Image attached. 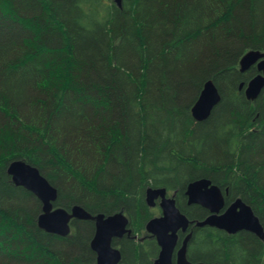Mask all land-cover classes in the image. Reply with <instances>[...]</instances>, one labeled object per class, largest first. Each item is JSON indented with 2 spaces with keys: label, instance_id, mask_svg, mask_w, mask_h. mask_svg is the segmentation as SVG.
<instances>
[{
  "label": "trees",
  "instance_id": "16d2710c",
  "mask_svg": "<svg viewBox=\"0 0 264 264\" xmlns=\"http://www.w3.org/2000/svg\"><path fill=\"white\" fill-rule=\"evenodd\" d=\"M120 4L0 0V264H95L94 223L73 220L65 237L40 229V202L6 172L15 159L56 188L55 207L128 217L141 239L113 241L119 264H153L158 254L144 230L156 215L147 187L173 192L202 220L208 211L184 192L208 178L227 204L247 203L264 231V91L247 100L239 84L257 71L238 69L246 51L264 52V0ZM207 80L221 98L196 121L191 107ZM190 231L193 263L264 264V240L251 232Z\"/></svg>",
  "mask_w": 264,
  "mask_h": 264
},
{
  "label": "water",
  "instance_id": "95a60500",
  "mask_svg": "<svg viewBox=\"0 0 264 264\" xmlns=\"http://www.w3.org/2000/svg\"><path fill=\"white\" fill-rule=\"evenodd\" d=\"M114 1L118 6L120 5L121 0ZM252 66H256L258 73L246 83L243 89L249 101L254 100L264 91V52L249 50L242 55L239 60V71L245 72ZM239 87H243V84L241 83ZM218 100L217 89L211 81L206 82L192 108L194 119L196 121L206 119ZM7 173L11 175L15 185L24 186L40 202L41 212L37 218V226L40 229L65 237L70 233L72 220H91L94 222L95 229L90 240V248L96 254L95 264H118L120 252L119 249L111 246V240L121 238L125 233L130 234L131 231L127 227L128 219L122 212L92 215L77 204L69 210L54 207L53 203L57 198L56 188L41 177L32 165L24 161H12L7 168ZM185 195L188 198V204H198L208 211V215L202 221L196 222L197 227L208 225L228 234L247 231L261 239L264 238L263 227L251 207L240 198H236L225 206L220 187L213 184L210 179L199 178L189 182ZM158 198L160 215L150 218L145 224V230L155 237L159 246V253L153 264H172L178 232H184L187 229L189 220L175 207L174 196L166 197L165 188L146 189L145 201L149 207H153ZM190 237L191 232L186 234L177 249L176 264H193L186 258V247Z\"/></svg>",
  "mask_w": 264,
  "mask_h": 264
},
{
  "label": "bare ground",
  "instance_id": "6f19581e",
  "mask_svg": "<svg viewBox=\"0 0 264 264\" xmlns=\"http://www.w3.org/2000/svg\"><path fill=\"white\" fill-rule=\"evenodd\" d=\"M120 5H121V4H120ZM120 5H119V6H120ZM253 77H254V76H253ZM208 81H211V82L213 83V85L215 86V88L217 89L216 85L214 84V82H213L212 80H207L206 82H208ZM206 82H205V83H206ZM205 83H204V84H205ZM240 84H241V83H240ZM240 84H239V86H240ZM242 84L244 85L243 82H242ZM245 86H246V85H245ZM245 86H243V87H239V90H241L242 88L244 89ZM203 88H204V86H203ZM203 88H202V89H203ZM217 93H218V97H219V100L217 101V103H218V102L220 101V98H221L218 89H217ZM237 93H238V92H237ZM261 93H262V92H261ZM261 93H260V94H261ZM260 94H259V95H260ZM259 95H258V96H259ZM258 96H257V97H258ZM257 97H256V98H257ZM256 98H255V99H256ZM255 99H254V100H255ZM251 101H253V100H251ZM195 103H196V101L194 102V104H193L192 107H191V115H192V108L194 107ZM217 103H216V104H217ZM216 104H215V105H216ZM215 105H214V106H215ZM214 106H213V108H214ZM213 108H212V109H213ZM211 111H212V110H211ZM210 113H211V112H210ZM209 115H210V114H209ZM192 117H193V115H192ZM193 118H194V117H193ZM219 132H220V131H219ZM12 161H24V160H21V159H15V160H12ZM12 161H11V162H12ZM11 162H10V163H11ZM24 162L27 163L26 161H24ZM10 163H9V164H10ZM9 164H8V166H9ZM27 164H29V163H27ZM30 165H31V164H30ZM8 166H7V168H8ZM32 166H33V165H32ZM33 167L38 171V173H39V175H40L41 177L45 178L42 174H40V172H39V170H38V168H37L36 166H33ZM6 172H7V169H6ZM7 174H8V173H7ZM8 175H9L10 178H11V175H10V174H8ZM45 179H46V178H45ZM46 180H47V179H46ZM11 181L13 182V179H12V178H11ZM13 183H14V182H13ZM16 186H19V185H16ZM21 187H24V186L21 185ZM24 188H25V187H24ZM147 188H153V187H147ZM25 189H26V188H25ZM27 190H28V189H27ZM185 190H186V188H185ZM226 192H227V190H226ZM184 195H185V192H184ZM223 195H224V194H222V196H223ZM185 196H186V195H185ZM166 197H171V195H168V196H167V190H166ZM238 198H239V197H238ZM144 199H145V196H144ZM186 199H187V204H188V198H187V196H186ZM240 199H241V198H240ZM157 200H159V198L155 200V204H156V201H157ZM223 200H224V196H223ZM174 201H175V207H176L178 210H180L179 207H178L177 204H176L175 197H174ZM145 203H146V201H145ZM224 203H225V200H224ZM158 205H159V203H158ZM189 205H190V204H189ZM197 205H198V204H197ZM147 206H148V205H147ZM154 206H155V205H154ZM148 207H149V206H148ZM201 207H202V206H201ZM180 212L183 213L181 210H180ZM253 213H254V212H253ZM183 214H184V213H183ZM184 215H185V214H184ZM254 215H256V214L254 213ZM185 216H186V215H185ZM256 216H257V215H256ZM186 217H187V216H186ZM187 218H188V217H187ZM257 218H258V216H257ZM203 219H204V218H203ZM203 219H202V220H203ZM188 220H189V224L192 223V220H190L189 218H188ZM202 220H193L194 226H195L196 228H200V227H197V226H196V222H197V221L200 222V221H202ZM258 220H259V218H258ZM259 221H260V220H259ZM146 223H147V222H146ZM189 224H188V226H189ZM261 225H262V224H261ZM205 226H208V225H205ZM202 227H204V226H202ZM210 227H212V226H210ZM214 228H215V227H214ZM216 229H217V228H216ZM227 234H228V233H227ZM258 238H259V237H258ZM259 239H261V238H259ZM261 240H264V238L261 239ZM119 252H120V250H119ZM120 260H121V252H120ZM120 260H119V261H120ZM153 262H154V261H153ZM118 263H119V262H118Z\"/></svg>",
  "mask_w": 264,
  "mask_h": 264
},
{
  "label": "flooded vegetation",
  "instance_id": "af4514ba",
  "mask_svg": "<svg viewBox=\"0 0 264 264\" xmlns=\"http://www.w3.org/2000/svg\"><path fill=\"white\" fill-rule=\"evenodd\" d=\"M224 191L226 192V190H224ZM222 194H223V193H222ZM167 196H168V193H167ZM171 196H174V197H175V195H173V194H172ZM223 196H224V195H223ZM185 197H186V196H185ZM175 200H176V199H175ZM224 200H225V196H224ZM231 202H232V201H231ZM231 202H230V203H231ZM158 203H159V200L156 201V204H155V205H158ZM230 203L227 204V203L225 202L224 205H225V206H228ZM186 204H187V199H186ZM187 205H189V204H187ZM190 205H197V204H190ZM199 206H200V205H199ZM153 207H154V206H153ZM158 207H159V205H158ZM203 208H204V207H203ZM191 227H193V223H190L189 226L187 227V229H186L185 231L187 232L189 229H191ZM185 231H184V232L179 231V236H180L182 239L184 238V233H186ZM131 237H132V236H131ZM122 238H123V237H121V238H117V239H114V241H119V240H121ZM132 238H135V237H132ZM120 252H121V251H120ZM120 261H121V260H120ZM120 261H119V262H120ZM153 261H154V260H153ZM118 264H119V263H118Z\"/></svg>",
  "mask_w": 264,
  "mask_h": 264
},
{
  "label": "rangeland",
  "instance_id": "374dc122",
  "mask_svg": "<svg viewBox=\"0 0 264 264\" xmlns=\"http://www.w3.org/2000/svg\"><path fill=\"white\" fill-rule=\"evenodd\" d=\"M167 193H168V195H172L173 194L172 192H168V191H167ZM154 207L159 208L158 205H155ZM149 208L151 209L152 207H149ZM156 213L158 214L157 210H156Z\"/></svg>",
  "mask_w": 264,
  "mask_h": 264
}]
</instances>
